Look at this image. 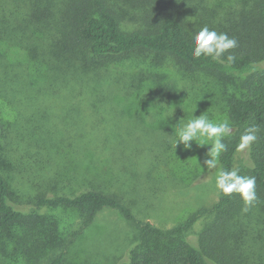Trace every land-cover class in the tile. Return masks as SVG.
I'll use <instances>...</instances> for the list:
<instances>
[{"label": "rangeland", "instance_id": "rangeland-1", "mask_svg": "<svg viewBox=\"0 0 264 264\" xmlns=\"http://www.w3.org/2000/svg\"><path fill=\"white\" fill-rule=\"evenodd\" d=\"M119 5L124 25L138 23L124 16L128 3ZM13 54L7 58L13 60ZM15 57L28 61L24 50ZM49 63L55 65L52 86L39 85L45 79L35 77L29 82L36 86L27 90L31 98L26 96L15 107L0 99V116L12 125L7 129L4 122L0 131V169L10 183L13 206L28 216L15 227V240L12 232L0 235V264H49L61 253V264H130L132 250L169 253V241L147 240L140 247L136 229L108 209L67 246L79 217L69 209L37 208V198L95 187L122 198L138 219L162 230L196 209L213 206L218 199V168H203L210 145L190 142V150L182 145L173 150L171 140L181 123L191 118L195 104L194 116L225 119V104L236 82L191 72L171 58L151 54L109 59L103 67L79 59ZM35 74L44 77L45 71ZM141 79L145 84L138 89ZM106 94L110 101L101 98ZM171 109L173 115L165 119ZM40 135L46 139L41 141ZM116 137L121 146L108 147ZM86 142L90 146L83 150ZM252 146L236 153L234 168L241 175H247L255 153ZM67 172L68 179L59 178ZM257 196L247 213H242V201L235 197L228 224L221 227L224 238L217 236L218 246L215 243L211 250L215 264H264V197L258 192ZM213 222L214 216L198 220L183 241L196 244L197 235Z\"/></svg>", "mask_w": 264, "mask_h": 264}, {"label": "trees", "instance_id": "trees-1", "mask_svg": "<svg viewBox=\"0 0 264 264\" xmlns=\"http://www.w3.org/2000/svg\"><path fill=\"white\" fill-rule=\"evenodd\" d=\"M119 3L129 4L124 16L138 23L130 28L123 24ZM204 26L237 39V47L231 50L234 62L218 63L192 55V38ZM22 50L27 54V62L15 57ZM10 53H14L13 60L7 58ZM148 54L171 58L191 72L236 82L235 91L225 104L224 116L231 131L224 139L227 149L219 158L218 169L234 168L240 136L249 126H257L258 138L252 146L255 153L250 156L246 173L256 178V191L264 197V0H0V99L6 106L15 107L26 96L31 98L27 90L36 86L32 83L35 77L45 79L39 85L50 87L55 81L51 60L66 63L79 59L103 67L109 59ZM41 69L45 71L44 77L35 74ZM143 83L141 79L138 89ZM70 93L69 90L63 95ZM122 93L119 89L116 95L120 97ZM101 98L110 101L109 94ZM5 121L0 116V131ZM6 124L11 129L12 125ZM39 138L46 139L41 135ZM115 139L118 141L107 146H121L118 137ZM54 140L57 141L56 137ZM89 146L86 142L82 149ZM69 174H60L59 178L68 179ZM235 197L218 192L213 206L196 209L165 230L138 219L122 198L95 187L70 195L38 197L36 207L69 209L77 214L79 226L71 232L67 246L100 212L108 209L136 229L140 247L152 239L171 242L169 253L130 251V264H215L211 250L215 243L218 246L217 236L224 238L221 227L228 224L226 218ZM12 201L10 183L0 169V235L12 232L10 238L15 240V227L25 223L28 216L17 210ZM209 216H214V222L197 235L196 244L183 241L198 220ZM62 257L61 253L49 264H61Z\"/></svg>", "mask_w": 264, "mask_h": 264}, {"label": "clouds", "instance_id": "clouds-1", "mask_svg": "<svg viewBox=\"0 0 264 264\" xmlns=\"http://www.w3.org/2000/svg\"><path fill=\"white\" fill-rule=\"evenodd\" d=\"M237 40L227 33L218 32L207 26L202 27L192 38V55L195 58L208 57L218 63L231 64L235 60L232 54L237 47ZM156 105L162 108H170L163 103ZM196 104L191 110V118L181 123L177 130L176 137L171 140L172 148L182 145L184 150H190L192 143L197 146L210 145L203 161L204 169H217L221 154L226 151L225 137L230 133V122L228 119L213 121L207 115L194 116ZM173 109L164 113V118L171 117ZM183 119V118H182ZM257 126H249L240 136L238 148L244 150L257 141ZM171 137V136H170ZM197 161V160H196ZM201 167V166H200ZM202 168V167H201ZM215 189L226 197L236 195L242 201V213H247L258 202L256 191V178L254 176L241 175L238 168L226 170L219 167L215 177Z\"/></svg>", "mask_w": 264, "mask_h": 264}]
</instances>
